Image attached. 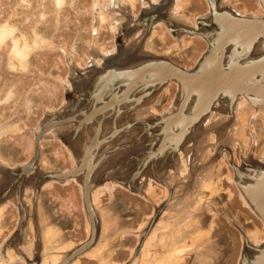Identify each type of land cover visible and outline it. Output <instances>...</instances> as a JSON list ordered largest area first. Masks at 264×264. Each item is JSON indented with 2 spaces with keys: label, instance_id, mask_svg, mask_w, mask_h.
Instances as JSON below:
<instances>
[{
  "label": "rangeland",
  "instance_id": "rangeland-1",
  "mask_svg": "<svg viewBox=\"0 0 264 264\" xmlns=\"http://www.w3.org/2000/svg\"><path fill=\"white\" fill-rule=\"evenodd\" d=\"M236 1L259 12L257 0ZM92 2L65 0L58 5L57 0H0V177H7L5 188L0 189V245L14 240L0 248V260L6 264H54L51 258L55 264H239L244 247L255 248L252 244L259 241L256 236L246 245L243 234L249 229L262 231L263 227L241 201L249 199L240 189L247 177L246 168H237L242 148L235 139L229 146L225 138H220L217 123L240 112V131H244L252 114L244 112L241 105L234 109L231 103L249 99L254 105L255 100L264 99L262 30L259 27L254 38L251 28V37L245 40L250 22L238 16L230 19L225 30L214 22L208 25V35L214 36L209 40L210 71L214 67L221 70L214 76L220 78L216 82L217 98L214 96L213 105L195 114L194 98L204 91L184 93L187 98L183 103H188L181 115H190L187 120L179 117L181 104L173 107L177 87L170 81L179 74L163 75L158 69H146L134 76L125 100L91 120L96 103L89 106L90 102L84 104V99L75 98V83L109 63L117 46L112 25L120 14L105 0H95L97 8L106 6L104 20L99 15L96 23ZM118 2L128 5L132 22L128 24L137 25V34L141 35L147 25L141 23L139 14L146 9L147 1ZM207 9V0H184L178 13L190 22ZM190 24L196 25V21ZM165 25L153 23L150 40L156 41L161 52L175 56L174 64L181 61L182 66L191 68L205 51V41L191 36L192 30L178 35ZM255 42L261 46L258 44L260 55L255 60L241 58L243 50ZM20 52L26 54L23 63ZM112 65L104 69L105 76L110 70L138 68L136 63ZM237 74H246L242 82L232 78ZM126 75L123 72L122 80L109 84L97 95L98 100L114 105L129 79L124 80ZM155 80H162L165 90L151 103L148 113L162 116L168 110L172 112L149 124L145 107L135 102L128 110L127 103L143 94L148 81L157 84ZM147 124L151 126L148 132ZM62 130L66 134L72 131L67 142L58 136ZM165 132L173 136L163 137ZM40 133L38 157L26 170L28 175L6 174L4 168L31 162ZM246 133L249 147L252 140L248 129ZM194 134L199 139L193 137L188 142ZM203 138L204 152H200ZM185 142L188 145L183 148ZM195 144L197 151L193 153L190 149ZM213 169L215 174L209 182L215 184L214 189L202 188V172ZM70 170L79 180H45L35 195L39 176L50 172V176H63ZM238 170L241 182L235 184L241 193L233 184ZM181 171L185 175H180ZM88 173L91 184L86 181ZM102 176L105 180L97 182ZM22 223L21 233L13 237ZM96 229L93 246L71 255L95 235ZM194 232L202 234L197 242ZM206 249L210 251L205 260L201 255ZM36 250H40V258Z\"/></svg>",
  "mask_w": 264,
  "mask_h": 264
},
{
  "label": "bare ground",
  "instance_id": "bare-ground-1",
  "mask_svg": "<svg viewBox=\"0 0 264 264\" xmlns=\"http://www.w3.org/2000/svg\"><path fill=\"white\" fill-rule=\"evenodd\" d=\"M131 1L133 0H128V2L132 3ZM146 1L148 5L146 6V9L142 11V13L140 14V18L143 20L141 21V23L144 25H147L144 27L143 33L141 35L137 34V29H136L137 25H136V28H135V24L133 26L129 25L132 22L129 23L130 15H129V12L127 11L128 5L123 4L124 14H123L122 22L120 24L121 33H120V40H119V49L110 57L111 59L109 60V63L106 61L108 64L106 63L100 66L99 68L98 67L95 68L94 71H92V74L89 76H86V78L76 80L75 88H74L75 98L84 99L83 100L84 104H88L87 102H90L88 104L89 106L92 103H96V106L92 109L94 111L91 112L89 116V119L91 120H93L95 116H98V114H101L109 110V108L113 109L117 107L123 100H125L128 93L132 89V88H129L132 82V78L134 76H137L143 70H146V69H158V71L164 73L163 75L171 74L177 71L179 75L176 78L171 79L170 83L175 84V86L177 87V94L174 100L173 107H177L179 104H181L178 110V114H180L179 117L182 118L181 121L187 120L188 117H190V115L188 114L181 115L182 111L185 110L186 108L185 104L188 103V102L183 103V99L186 96L184 95V93H187L189 91H204V93L199 98H194L196 100L194 103L195 108H193L195 110L194 112L195 114L202 110L204 111L210 105H213V98L215 96V93H217L215 90H217V88L219 87V85L216 84V82H218V80L220 79L219 77H214V76L217 73L221 72V70L219 71L217 67H214V69L210 71L212 54L210 55V51H209L210 50L209 40L214 38V36L212 35L209 36L207 33L208 32L207 29L210 28V26L208 25H211V26L213 25L211 24V22H214L216 25H220V28L225 30V27L229 24L230 19L233 17L238 16L242 19H248L250 24H248V26L246 27L247 31H246L245 40L250 39L251 28L254 31V34L252 36L255 38L256 35L259 33L258 28L260 27V30H262L261 38L263 40V41L261 40V45H263V51H264V0H257L258 6H259V12L250 10L246 3H244L243 5L238 4L236 0L235 1L234 0H207L208 9L204 14H201L199 16L196 15L195 17L196 25L190 24L188 20L184 19L185 15L183 13L181 14L178 13V10L179 8H181L184 0H146ZM63 2L64 0H57L58 5H61ZM158 21L163 22V24L165 23L170 29V31H172L175 34H178V35L187 34L189 30H192L190 34L191 36H198L205 41V44H206L205 51L203 52L201 57L198 59V61L195 62L194 65H192L191 68H185L184 66H182L181 61L180 63L177 62L179 64H174L176 62L175 56H172L171 54L168 55L169 52H161L158 48H156V41L152 42V39L150 40L151 26L153 25V23L158 22ZM192 25L196 28H193ZM230 28H233L231 24H230ZM5 31L8 32L9 28L7 27ZM258 44H259L258 42H255L248 49L243 50V53H241L240 55L242 56L241 58L243 59L251 58L252 60H255L253 58L260 55V49H259L260 44L259 46ZM262 53L264 54V52ZM19 55L21 56V62L23 63L25 61L24 59H26V54L20 52ZM150 58H151V61H150ZM245 60H248V59H245ZM135 63H136L135 67H138L137 69L132 68V69L110 70L109 75L105 76L104 69L112 64L114 65L117 64L118 66H122L124 64H135ZM238 71H242V70L240 69ZM123 72L127 73L124 80L128 78L129 79L125 82V86L120 90V93L114 105H107L106 103L104 104L100 100H98L97 95L102 93V91L106 87H108L109 84H114V82L122 80L120 79V75ZM143 74H145V72H143ZM246 74H237L235 76L232 75V78L234 80H237L238 82H242L244 80L243 77ZM136 80H137V77H136ZM155 81L157 82V84H152L151 82L148 81V84L143 87L144 89L143 94L139 95L138 98L136 97V95H133V97H136V98L131 99L127 103L128 110H129V107H131L132 104H134L135 102H139L142 106H145L144 113H145V117L149 118L147 119V121H149L148 122L149 124L150 122H154L155 120L161 121L160 119L162 117H167L169 114H171L170 112H172L171 110H168V112L166 111V113H164L162 116L157 115L154 112L150 114L148 113L151 107V103L154 102L158 96H160V94L162 93V90L165 88V84L162 80L160 81L155 80ZM186 82L188 84H186ZM188 97L192 98L191 95H189ZM224 101H227V99H225ZM243 102L244 103H242L241 99H238L237 101H235L234 104L231 103V105H233V107L234 106L237 107L241 105L240 108L242 107L244 112L252 114L249 120L246 122V124H244V128H245L244 131L242 132L240 131V126L242 124L241 118H240V112L239 114L237 113L238 116L233 113V118H230V119L225 118L222 121H219L217 125L219 129L220 138L222 137L225 138L226 143L229 146H231L233 140L235 139L237 144H239L242 148V152H241L242 154L240 155V158L237 159V165H238L237 168L239 169L240 166L241 167L244 166L246 168L244 169H245V172H247V177H245V181L242 183V187L240 189H241V192L246 194L247 198L249 199L243 202L241 198V201L247 208L250 209L252 213L255 214L259 223L262 221L261 224L263 227L262 231L258 229L257 230L249 229L247 230V232L245 231V233L243 234V241L246 245L250 244L252 241L254 242V239L257 236L259 238V241L256 239V241L252 245L255 247L254 248L255 250H261V251L259 252L260 254H258L257 252L253 251L254 249L250 250L252 248L244 247V251L242 250L243 254L241 253V256L242 255L243 256L242 258L240 257L241 261L239 260V264H264V249H261V247H264V99L261 101L255 100V103H254L255 106L253 105L251 101H249V99L248 101L245 100ZM229 103L230 101L228 99L227 104ZM145 126H146L145 129L148 132V129L151 126L148 124ZM246 128L248 129V132L252 140V142H250L249 147H248L249 145L248 143L250 139L247 136ZM71 132H67L66 134V131L62 130V132L59 131L58 136L61 139H63L65 142H67L66 138L68 136H71L70 134ZM170 136H173V134L171 135L165 132V136L163 135V137H166V138ZM193 137L196 138L195 139L196 141L197 139H199L197 135L194 134L187 141L189 142ZM205 140L206 138H203L204 142L201 144V146L199 145L198 151L204 152V150L201 148H203L202 146L203 144H205ZM133 141H136V140H133ZM81 142L82 141H80V143ZM185 143L183 144L184 145L183 148H185L188 145V143L186 144ZM190 150L193 153L196 152L197 151L196 144ZM80 159H81V156L78 158V160L81 161ZM234 164H235V159H234ZM241 169L244 170L243 168ZM153 171L154 170L148 171V172H153ZM217 171H218V168L215 172L217 173ZM238 171H239V175L234 176L236 178V181H233V184L235 185L236 189L240 192L239 188H237L235 184L237 180L238 182L239 181L241 182V173H240V170ZM214 174H215L214 169L212 171L204 170L202 172V180H203L202 188L214 189L215 184L213 185V183L209 182L211 181L209 179L212 176H214ZM180 175H185V173L181 171ZM89 176H90L89 173L86 174V178H87L86 181L91 184L92 176L90 177ZM6 183H7V177H0V189H4L6 186ZM186 224L187 222H184V224L182 223L183 226H185ZM198 230H201V228ZM195 232L193 234H195ZM200 235H202L201 232H200ZM200 235L198 232L195 234V237L193 236L196 242L198 241V239L200 240ZM203 235L205 236L204 233ZM207 251H210V249L208 250L206 249L204 253L201 255L202 258H204L205 260L208 259L207 256H209L207 255ZM252 252L256 256H252ZM216 264H220V262Z\"/></svg>",
  "mask_w": 264,
  "mask_h": 264
},
{
  "label": "water",
  "instance_id": "water-1",
  "mask_svg": "<svg viewBox=\"0 0 264 264\" xmlns=\"http://www.w3.org/2000/svg\"><path fill=\"white\" fill-rule=\"evenodd\" d=\"M189 71V70H188ZM41 136H42V134L40 133V134H38L37 135V137H36V148H35V154H34V157L32 158V160H31V162L29 163V164H26V165H23V166H19L18 168H4V172L6 173V174H18V177L20 176V175H28L27 173H26V170H28L29 168H31V167H33L34 165H35V163H36V160H37V157H38V150H39V144H38V141H39V139L41 138ZM28 167V168H27ZM74 170V169H73ZM73 170H70V171H65V172H63L64 173V175L62 176H50V173H47V174H43L41 177L39 176L38 177V179L36 180V182H35V184H34V191H35V195H37V193H38V191H39V188H40V185L42 184V182H44L45 180H49V179H58V180H62V181H64V180H67L68 178H78V180H79V176L78 175H76L74 172L75 171H73ZM35 171V170H34ZM34 171L32 172H30V174H32V176H33V174H34ZM27 172H29V171H27ZM61 173V172H60ZM101 175V174H100ZM100 179H99V181H97V182H103L104 180H105V178H104V176H102V177H99ZM32 179V178H31ZM27 182V181H26ZM30 182H32V181H30ZM24 184H26V183H23V184H21L20 185V187H19V196H21V194H22V187L24 186ZM22 225H23V223L20 225V226H18L17 227V230H16V232H15V234H13V237L14 236H16V235H18V234H20L21 233V228H22ZM97 236H98V230L96 229V233H95V235L93 236H91L90 235V238L88 239V240H86L84 243H82V244H80L75 250L77 251V253L78 252H83L84 250H86V249H88V248H90L91 246H93V244L95 243V241H96V239H97ZM12 237V238H13ZM21 240V238H16V241H20ZM13 242H14V240H13ZM261 247V246H260ZM254 248L252 247V249H250V250H253ZM261 249H264V247H261ZM253 251H255V252H257L258 254H260L259 252L261 251V250H253ZM76 253V254H77ZM252 256H256V255H254L253 254V252H252ZM241 258H242V256H241ZM241 261V260H240Z\"/></svg>",
  "mask_w": 264,
  "mask_h": 264
},
{
  "label": "flooded vegetation",
  "instance_id": "flooded-vegetation-1",
  "mask_svg": "<svg viewBox=\"0 0 264 264\" xmlns=\"http://www.w3.org/2000/svg\"><path fill=\"white\" fill-rule=\"evenodd\" d=\"M65 1V0H64ZM95 0H93V4H92V10H93V13H94V17H95V20H96V23H98L97 22V18H99V15H100V19H102L101 21H103L104 20V16H102V13H103V10H106V6L104 5L103 7H101L100 9L99 8H97L98 6L95 4V2H94ZM111 1V2H110ZM54 2H55V0H54ZM105 2L107 3V5H110V6H112L114 9H117L118 11H120V14L118 15V16H116V22H114V24L112 25V30H114V31H116L115 33V35H116V51L119 49V40H120V24H121V22H120V20L121 19H123V3L122 4H120L119 2H118V0H105ZM190 10V9H189ZM142 11H143V9L141 10V12H140V14L142 13ZM139 14V15H140ZM138 15V16H139ZM122 16V17H121ZM137 16V15H136ZM196 17V16H195ZM184 19H186V16H185V18ZM194 20H195V18H194ZM193 20V21H194ZM100 21V22H101ZM190 22H193L192 20H189ZM159 22H161V21H159ZM13 53V52H12ZM111 53H112V51H111ZM96 54L95 53H92V56H95ZM13 57L14 58H16V54L15 53H13ZM18 59V58H17ZM25 60V59H24ZM113 66V65H112ZM143 107H145V106H143ZM39 234V233H38ZM40 235V234H39ZM11 242V244L13 243L12 241H9L8 242V244ZM7 244V245H8ZM7 245H0V248H3V247H6ZM31 250H33V249H31ZM70 252V251H69ZM33 253V252H32ZM36 255H38V257L40 258L41 257V254H40V250H36ZM34 253V254H35ZM71 253V255H73V253H77L76 251H71L70 252ZM16 254H17V252L15 253V255L14 256H16ZM74 254V255H75ZM44 255H46V253L44 254ZM51 258V257H50ZM51 261L55 264V262H54V260L51 258ZM0 264H6L5 262H3L2 260H0ZM31 264V263H30ZM34 264H37V263H34Z\"/></svg>",
  "mask_w": 264,
  "mask_h": 264
}]
</instances>
